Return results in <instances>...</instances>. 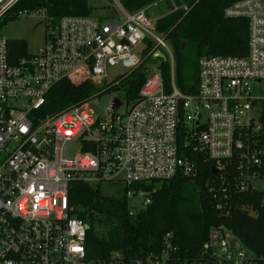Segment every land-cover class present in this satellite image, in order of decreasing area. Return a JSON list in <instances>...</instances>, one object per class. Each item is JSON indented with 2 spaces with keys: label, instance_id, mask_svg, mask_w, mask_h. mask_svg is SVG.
<instances>
[{
  "label": "built area",
  "instance_id": "2783aa9c",
  "mask_svg": "<svg viewBox=\"0 0 264 264\" xmlns=\"http://www.w3.org/2000/svg\"><path fill=\"white\" fill-rule=\"evenodd\" d=\"M27 2L0 0V264H167L176 253L167 236L160 255L127 262L115 253L89 260L87 226L69 205L73 181L116 190L126 186L127 198H142L146 207L150 198L130 188L196 174L190 152L213 162L222 184L240 192L264 190V0H242L225 9L226 17L248 21L247 54L202 57L193 94L176 88L172 50L147 14L158 3L129 13L114 0V18L66 16L53 24L46 9H19ZM28 16L44 20L45 45L17 56L20 49L1 31ZM146 40L153 43L146 58L156 59L161 51L170 64L171 92L158 69L124 113L122 103L105 118L95 115L93 97L43 114L49 90L64 79L87 74L99 87L110 68L126 70L123 76L136 70ZM193 264L258 263L233 233L218 227L210 230Z\"/></svg>",
  "mask_w": 264,
  "mask_h": 264
},
{
  "label": "trees",
  "instance_id": "16d2710c",
  "mask_svg": "<svg viewBox=\"0 0 264 264\" xmlns=\"http://www.w3.org/2000/svg\"><path fill=\"white\" fill-rule=\"evenodd\" d=\"M121 7L134 13L154 3H165L168 13L152 24L163 35L174 56V83L184 94L197 89L198 63L205 56L242 57L247 54L249 24L244 18L226 17L225 9L242 0H118ZM187 6L188 11L181 7ZM46 9L48 21L56 24L66 16H92L88 0H28L19 9ZM185 43V47H182ZM143 56L153 48L146 40ZM17 56L26 55V45L13 40ZM158 62L167 93L172 90V72L166 61L143 58L141 65L108 86L106 92L119 91L126 104L137 99L148 76V63ZM110 88V89H109ZM98 87L87 74H79L55 84L46 96L44 115H54L96 97ZM100 95V94H99ZM196 174H177L162 182L138 183L130 189L142 191L151 200L144 209L133 212L123 186L114 194L102 192L103 185L73 181L69 186V205L86 224L85 249L89 260H107L121 253L125 261L160 255L167 236L176 249L167 264H193L202 253L210 230L224 227L264 264V190L240 192L222 184L212 168L214 163L203 154H191Z\"/></svg>",
  "mask_w": 264,
  "mask_h": 264
},
{
  "label": "rangeland",
  "instance_id": "374dc122",
  "mask_svg": "<svg viewBox=\"0 0 264 264\" xmlns=\"http://www.w3.org/2000/svg\"><path fill=\"white\" fill-rule=\"evenodd\" d=\"M88 2L90 6L94 8L92 14L94 18L107 20L116 17L118 8L114 0H88ZM167 13L168 9L166 4L161 3L157 7L150 8L147 14L151 20H161V18ZM46 33L45 22L42 18L28 16L9 22L2 29L1 36L8 41H22L26 45L27 52L29 54H34L45 45ZM145 57L146 56H143V58ZM148 65L150 68L148 76L154 75L158 72V62H149ZM125 72L126 70L121 67L109 69V78L98 87L100 95L98 94L90 101L91 109L94 111L95 115L105 118L107 116V110L115 98L120 99L124 104L120 109V113H124L126 110V101L123 94L119 91H106L108 90V86H110L116 79L123 76ZM72 148L74 152L78 149L74 146H72ZM101 190L105 194H114L116 192V189L113 186H104ZM142 202V198L132 197L128 199V206L131 211L138 212L145 208Z\"/></svg>",
  "mask_w": 264,
  "mask_h": 264
},
{
  "label": "water",
  "instance_id": "95a60500",
  "mask_svg": "<svg viewBox=\"0 0 264 264\" xmlns=\"http://www.w3.org/2000/svg\"><path fill=\"white\" fill-rule=\"evenodd\" d=\"M182 47H183V48L185 47V43H182ZM154 57H155L156 59H158V60H162V61H165V62H166V57H165V55H164L163 53H161V51H156L155 54H154ZM121 106H122V102H121V100L118 99V98H115V99L111 102V104H110V106H109V108H108V110H107V113H109V114H113V113H115V112H116ZM212 173H213L214 176H218V171H217L214 167L212 168Z\"/></svg>",
  "mask_w": 264,
  "mask_h": 264
},
{
  "label": "crops",
  "instance_id": "0c3cea01",
  "mask_svg": "<svg viewBox=\"0 0 264 264\" xmlns=\"http://www.w3.org/2000/svg\"><path fill=\"white\" fill-rule=\"evenodd\" d=\"M90 5V4H89ZM92 7V6H91Z\"/></svg>",
  "mask_w": 264,
  "mask_h": 264
},
{
  "label": "snow or ice",
  "instance_id": "6c2138e0",
  "mask_svg": "<svg viewBox=\"0 0 264 264\" xmlns=\"http://www.w3.org/2000/svg\"><path fill=\"white\" fill-rule=\"evenodd\" d=\"M70 134V133H69Z\"/></svg>",
  "mask_w": 264,
  "mask_h": 264
}]
</instances>
